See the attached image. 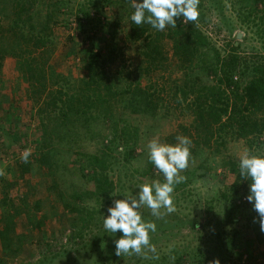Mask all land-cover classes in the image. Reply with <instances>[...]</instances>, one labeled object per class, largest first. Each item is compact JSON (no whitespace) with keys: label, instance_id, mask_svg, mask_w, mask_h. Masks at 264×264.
<instances>
[{"label":"rangeland","instance_id":"obj_1","mask_svg":"<svg viewBox=\"0 0 264 264\" xmlns=\"http://www.w3.org/2000/svg\"><path fill=\"white\" fill-rule=\"evenodd\" d=\"M6 1L0 0V31L17 23L21 36L49 39L44 60L33 61V75L36 79L43 67L46 74L55 70L59 84L50 80L48 86L75 100L70 114L75 122L68 130L70 142L54 157L53 171L40 166L42 120L53 127L56 114L41 112L42 89L30 80L32 73L22 70L25 58L0 54V168L5 173L0 176V264H209L216 258L221 264H264V232L249 192L245 187L232 191L240 157L264 154V132L242 139L223 117L212 137L199 128L192 108L194 94L218 86L222 66L233 58L240 89L252 79L253 68L264 65V0H200L197 21L184 22L181 16V28L164 31L132 22L131 0H34L32 7L25 3L29 10L20 18ZM137 27L148 30L140 39L134 35ZM177 30L197 32L208 44L198 47L192 40L197 52L189 64L175 53ZM158 33L161 61L148 69L145 54L149 43L157 45L150 36ZM11 39L5 34L0 45L9 50ZM23 46V51L32 47ZM93 56L111 89L99 87L108 104L88 111L87 97L96 95L82 99L79 92L88 89ZM224 88L231 106L233 89ZM178 135L192 143L188 167L180 173L185 179L172 194L175 211L157 218L146 206L140 209L145 221L156 224L150 233L156 253L144 252L159 259L116 256L115 241L123 233L104 228L108 208L125 193L137 195L145 182H165L149 159L148 143L158 137L175 145ZM103 154L105 171L93 165V158ZM94 172L104 175L108 181L102 184L113 191L109 185L107 193L99 192Z\"/></svg>","mask_w":264,"mask_h":264},{"label":"trees","instance_id":"obj_2","mask_svg":"<svg viewBox=\"0 0 264 264\" xmlns=\"http://www.w3.org/2000/svg\"><path fill=\"white\" fill-rule=\"evenodd\" d=\"M25 3L29 4V6L32 7L34 0H26L25 2L23 0H7L5 4L11 7L12 10L14 9L16 17L20 18L25 12H27V10H29ZM177 27L181 28L179 24L177 25ZM46 29V27L43 28L42 32H44ZM190 29L191 28H188V30ZM147 31V28H135V38L140 39L145 33H147ZM5 34H10L12 39L8 44L9 50L8 48H6L5 50V47L3 45H0V54L4 55L7 52H11L12 57H24L25 60L23 62L22 70L24 72H27L28 74L32 73L30 80L35 79V75H33V64L35 62L33 61H35L34 59L44 60V58L46 57L45 54L47 51V47L51 44V42L46 37L28 39L26 38V36H21V34L19 33V25L17 23H13V25L11 27L9 26L7 30L0 31V39L3 38ZM159 37L161 36L158 33L155 39L153 36H150V39L152 38L155 43L160 41ZM172 39L175 42V53L179 56L180 59L187 61L185 62V64H189L188 61H193V58L195 57V54L197 52V50L193 47L194 45L192 40H194L195 46H208L204 37H202V35L198 34L197 32H194V35H187L183 30H177V33ZM23 43H27L28 46L31 45L33 48L29 47L26 51H23ZM155 44L157 45L152 47V44L149 43V46L147 47L148 53L145 54V58L147 59V63L149 66L148 69H151V67L157 65L161 61V58L158 57L161 56L162 50L158 43ZM34 52L36 54L39 53V56H37L38 58H34L35 56H32ZM21 54L23 55L20 56ZM24 54H27L29 58H26V55L24 56ZM236 59L237 58H233L228 64H225L223 66L221 65L223 68L220 72L222 73L223 78L221 77L218 80V86L210 88L204 87L201 90H196L197 92L196 94H194L195 100L192 108L193 110H195L194 114L196 117V122L199 125V128L207 129L208 134L212 137L214 136V130L216 129V127L222 123L223 117L227 118L229 127L233 128L235 126L234 129L236 130L238 137L242 139H248L253 135L264 132V65H258L254 67L252 72L250 73L252 79L243 89H240L239 86L235 85L234 82V76L236 75V65L238 63ZM40 64H42V62ZM44 70H46L44 67L43 69H40L39 76L37 77L39 79H35V81L38 82L40 88L42 89L40 101H42L43 103L41 106L43 110H41V112H54L56 114V121L52 127L49 126L52 124V121H50L47 125L44 124V120H42L43 133L40 144L42 155L39 158V162L40 166L46 167L49 171H53V167L55 166V155L57 154L59 148H61L65 143L70 142L71 139L68 130L70 127H72L71 124L75 122V120L72 119V115H70L74 113L73 108L75 100L69 97L68 94L61 88L52 90L50 88L52 86H48V84L50 85V80L52 81L53 85L59 84L58 77L56 75L57 73L55 72V70H52L49 72V74H46ZM89 73L90 78L89 82L87 83L88 89L84 90V88H81L79 94L81 95L82 99H85L87 97V93H93L91 94L93 96L96 95L95 98H93L92 96L87 97L88 111H93L92 108H96V104H98L99 109H102L103 107L107 106L108 102L103 92L100 91L99 87L104 84V86L108 90L111 89L110 86L105 85V80H111L104 78L107 75L105 71L98 66L97 58H95L94 56L91 58L89 63ZM245 76H247V74ZM224 85H226L230 89H233V92H230V94H233L235 103L231 106L229 103L230 96L228 95V91L225 90ZM95 87H97V89L99 90L98 93L95 92ZM80 102L83 103L82 101ZM155 108H157V106H155ZM105 112L106 111H104L102 114H104V120H107L109 114ZM128 131L131 132L130 130ZM134 133L137 132L135 131ZM125 134L131 136V134L129 133ZM104 156H106V154H103V159L99 156H95L93 158V165L103 171L106 170ZM28 168L29 165L23 167L24 174L29 172L27 171ZM52 174L51 176H54V172H52ZM92 179L98 182L96 188L97 190H99V192H101V190L105 193L109 191L108 187L110 184H108L107 189L102 184L103 181H108L107 179L104 180V175L101 177L98 175L96 176L94 172ZM53 181H55V179ZM243 183H245L244 186ZM248 184H251V180L244 179L243 177H241L239 172L235 183L232 185V191H234L235 193H239V190L242 187H245L244 189H246V191L250 194V186ZM111 188L112 186L110 185V190L113 191V188ZM34 209L36 210V212L39 211L38 206L34 207ZM11 219L12 217L9 218L8 221L14 222V219ZM9 224L8 226L10 228L11 225ZM8 226L7 229H9Z\"/></svg>","mask_w":264,"mask_h":264},{"label":"clouds","instance_id":"obj_3","mask_svg":"<svg viewBox=\"0 0 264 264\" xmlns=\"http://www.w3.org/2000/svg\"><path fill=\"white\" fill-rule=\"evenodd\" d=\"M199 3L200 0H131V7L135 9L131 21L136 25L150 24L158 31H164L166 26L176 28L178 17L183 16L184 22L198 20ZM176 139L178 143L175 145L162 143L158 137L148 143L149 159L163 174L165 182H145L139 186L137 195L125 193L124 199L114 200V206L108 208L109 214L103 221L104 228L111 233H123L115 241L116 256L136 254L146 259H159L158 254L148 257L144 252V249H148L156 253L155 246L150 243V233L156 231V224L145 221L140 209L146 206L157 218L175 211L172 194L175 186L185 179L180 173L188 167L192 143L190 138L183 135H178ZM30 155L31 149H25L22 161L28 163ZM239 168L241 177L251 180L247 200L254 202L260 230L264 232V154L245 152L240 157ZM4 175V170L0 168V176ZM161 209H166V213H162ZM209 264L221 262L216 258L209 261Z\"/></svg>","mask_w":264,"mask_h":264}]
</instances>
